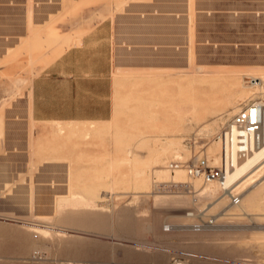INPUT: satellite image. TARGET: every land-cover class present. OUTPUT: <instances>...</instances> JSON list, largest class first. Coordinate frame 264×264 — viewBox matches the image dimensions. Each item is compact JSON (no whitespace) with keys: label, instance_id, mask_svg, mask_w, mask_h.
<instances>
[{"label":"rangeland","instance_id":"obj_1","mask_svg":"<svg viewBox=\"0 0 264 264\" xmlns=\"http://www.w3.org/2000/svg\"><path fill=\"white\" fill-rule=\"evenodd\" d=\"M55 2L46 23L57 49L100 19L115 24L114 110L106 121H26L25 89L42 60L5 47L15 36L0 31V264H264V183L252 185L264 168L235 190L243 210L229 195L216 203L221 192L185 165L170 167L200 153L219 162L223 121L264 95L253 84L264 79V0ZM23 162L68 169L12 178L6 164ZM203 208L213 223L198 227L188 211Z\"/></svg>","mask_w":264,"mask_h":264},{"label":"crops","instance_id":"obj_2","mask_svg":"<svg viewBox=\"0 0 264 264\" xmlns=\"http://www.w3.org/2000/svg\"><path fill=\"white\" fill-rule=\"evenodd\" d=\"M55 3V0L41 4L38 0H0V31L15 36L2 39L4 45L11 42L15 48L24 45L23 57L42 60L25 89L26 121L29 118L36 122L109 120L116 91L113 77L118 64L116 26L111 19H100L75 41L57 49V43L52 42L55 37L49 35L54 24L46 23L50 11L60 9L59 3ZM28 23L32 27L31 34L26 31ZM38 26L46 31L39 34L40 37ZM64 29H61L60 39L61 36L69 38L70 33ZM43 41L51 44L39 50ZM56 42H59L57 38ZM17 57L21 58L22 54ZM6 166L14 171L12 178L19 177L18 170H34L31 175L42 181L56 180L68 169L64 162L34 165L23 162ZM31 175L26 174V178Z\"/></svg>","mask_w":264,"mask_h":264},{"label":"built area","instance_id":"obj_3","mask_svg":"<svg viewBox=\"0 0 264 264\" xmlns=\"http://www.w3.org/2000/svg\"><path fill=\"white\" fill-rule=\"evenodd\" d=\"M256 80L251 77L250 81ZM216 139L221 142L219 162L213 163L207 154H196L189 161L173 160L170 167L175 170L178 167H186L192 177H202L204 181H224L230 168L235 166V159H243L250 154L254 148L264 145V98L254 96L243 103L239 108L227 117L218 133ZM204 143H207L204 142ZM170 182V181H169ZM165 182L174 186H183L187 182L172 181ZM187 186V185H186ZM233 204L241 201L240 193L233 192L230 195ZM191 216H198L196 226L213 223L212 217H206L207 209H192L188 211Z\"/></svg>","mask_w":264,"mask_h":264},{"label":"bare ground","instance_id":"obj_4","mask_svg":"<svg viewBox=\"0 0 264 264\" xmlns=\"http://www.w3.org/2000/svg\"><path fill=\"white\" fill-rule=\"evenodd\" d=\"M256 80H259V78H255ZM264 79H261V81H255L253 84H255L256 86H261ZM234 87V86H232ZM263 87V86H262ZM263 89V88H262ZM233 91V90H232ZM264 91V90H263ZM236 92V91H235ZM234 92V93H235ZM232 93V92H231ZM239 94V93H238ZM237 94V95H238ZM232 95V94H231ZM242 96V95H241ZM262 97L264 98V95H262ZM229 99V98H228ZM227 99V101H228ZM238 100V99H237ZM230 102V101H229ZM240 106V105H239ZM235 107V106H234ZM196 109V108H195ZM197 110V109H196ZM205 111V109H204ZM208 111V110H207ZM192 112V111H191ZM200 112V111H199ZM206 112V111H205ZM195 113V112H194ZM193 114V113H192ZM197 114V113H195ZM194 114V115H195ZM198 115V114H197ZM195 115V116H197ZM194 117V116H193ZM198 118V116H197ZM80 128V127H79ZM78 128V129H79ZM84 128V127H83ZM82 128V129H83ZM89 128V127H87ZM92 130V129H91ZM74 131H75V128H74ZM78 131V130H77ZM87 132V131H86ZM89 132V130H88ZM69 133V132H68ZM82 133V132H81ZM84 134V133H82ZM92 133H88L86 136L89 137L91 136ZM67 135V134H66ZM215 139V138H214ZM216 147V145H215ZM212 148V147H210ZM217 149V148H216ZM210 150V149H209ZM212 151V150H211ZM215 151V149H214ZM129 153V152H128ZM210 153H213V152H210ZM125 156L124 155V158L123 160L125 159ZM216 156V155H215ZM122 157V156H121ZM216 158V157H215ZM121 159V158H120ZM122 160V161H123ZM236 160V163H235V166L230 168L227 175H226V178L224 181H215V180H212V181H208L206 184L209 185L210 187H216L217 190H218V193L221 192L216 199H218V201H216V203H218L219 201H221L224 197H226V195H231L232 191L235 192L236 189L240 188L247 180L251 179L254 175L259 174V171L262 170L264 168V145H261L259 147H256L254 148V150L248 154V156H246L245 158L243 159H235ZM215 161L217 162L218 161V158L215 159ZM181 168V167H180ZM180 168H176L175 171H177L178 169ZM261 172V171H260ZM188 173V172H187ZM189 174V173H188ZM202 178V177H200ZM254 178V177H253ZM252 178V179H253ZM259 180H262L261 183H259ZM159 182V181H158ZM248 182V181H247ZM264 183V171L262 172L261 175H259L258 177L254 178L252 180V185L253 186H257V185H261ZM210 187H206L202 193L200 194V196L202 195H208L210 194L211 190L209 189ZM263 189V188H261ZM215 192V191H214ZM213 193V191H212ZM169 196V195H168ZM250 196V195H249ZM248 196V197H249ZM167 195L165 194H158L157 195V200H164L166 201L167 200ZM255 200V195L251 198V201ZM173 202L175 203H180V204H185L186 203V200L185 199H173L172 200ZM64 202V201H63ZM223 202V201H222ZM62 204V203H61ZM242 203V198H241V201L239 203H236V204H233L232 207L235 208L237 206H240L241 209L245 210V207ZM250 204V203H249ZM231 206V204H230ZM229 206V207H230ZM247 206V205H246ZM62 207V206H61ZM41 225V224H40ZM32 231H36L40 228H38V226L34 227L32 226L31 227ZM47 228H45L46 230ZM42 230V229H41ZM49 230V229H48ZM37 231V232H38ZM44 232V231H43ZM39 233V232H38ZM47 233V232H46ZM45 233V234H46ZM41 234V233H40ZM47 235V234H46Z\"/></svg>","mask_w":264,"mask_h":264}]
</instances>
